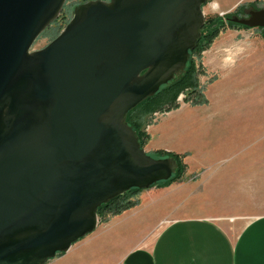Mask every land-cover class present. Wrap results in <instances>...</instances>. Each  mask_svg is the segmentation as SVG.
Here are the masks:
<instances>
[{
  "label": "water",
  "instance_id": "water-1",
  "mask_svg": "<svg viewBox=\"0 0 264 264\" xmlns=\"http://www.w3.org/2000/svg\"><path fill=\"white\" fill-rule=\"evenodd\" d=\"M66 1L0 0V264H44L175 171L125 117L184 69L209 0H88L34 49ZM229 19L264 37V7Z\"/></svg>",
  "mask_w": 264,
  "mask_h": 264
},
{
  "label": "crops",
  "instance_id": "crops-1",
  "mask_svg": "<svg viewBox=\"0 0 264 264\" xmlns=\"http://www.w3.org/2000/svg\"><path fill=\"white\" fill-rule=\"evenodd\" d=\"M216 2L226 11L242 0ZM217 63L212 70L218 76L205 83L206 104L182 103L147 127L145 151L185 154L187 178L142 189L135 206L98 222L44 264H264V214L236 234L217 220V213L239 210L222 197L236 194L230 190L246 180L254 157L264 151L262 141L252 152L251 133L237 129L255 111L244 99L255 87L262 94L264 61L249 56L232 65ZM192 174L198 177L189 181ZM193 184L202 191L187 192Z\"/></svg>",
  "mask_w": 264,
  "mask_h": 264
},
{
  "label": "rangeland",
  "instance_id": "rangeland-1",
  "mask_svg": "<svg viewBox=\"0 0 264 264\" xmlns=\"http://www.w3.org/2000/svg\"><path fill=\"white\" fill-rule=\"evenodd\" d=\"M82 0H70L72 3H78ZM217 0H209L203 6V12L205 18L214 14H224L228 12L235 11L236 7L240 4H237L234 7H231L228 10H224L221 7H218L216 4ZM253 2L256 0H242L244 2ZM260 1L261 5H264V0ZM216 4V8H212L213 4ZM70 4V5H71ZM248 11H246L247 13ZM72 12H70L69 17ZM236 16L233 14L231 17ZM238 17V16H237ZM242 17V16H240ZM244 17V16H243ZM61 23V21H60ZM48 29V28H47ZM46 29V30H47ZM45 30V31H46ZM50 41V36L48 34H42L34 43L33 48L39 49L45 46ZM212 49H218V52L210 51ZM218 54L217 56H215ZM249 56L253 60L264 61V37L261 33V30L258 28H241V29H226L223 32H220L219 35L213 40L212 44L208 49L202 52L201 54V65L204 69L205 74L199 77V82L205 84L211 78H216L219 74V71H213L212 68L218 64L219 60L224 61L227 65H232L237 61L242 59H248ZM208 80L206 81V78ZM264 82V80H263ZM256 80L253 82V86H256ZM257 88L253 89V92L250 96H247L244 99L247 105L246 108H252L253 110H263L262 115L257 114L255 111L252 115V118L247 119L246 123L239 125L238 130L245 131L248 135H252V152L255 151L259 142H264V84L262 94L257 93ZM261 100V101H260ZM160 114L156 118L160 117ZM154 121V118H153ZM151 125V124H150ZM148 127V126H147ZM147 131V128H146ZM263 139V140H262ZM149 155H153V152H147ZM255 153V152H254ZM260 154V153H259ZM248 169V165H247ZM245 175V174H244ZM243 175V176H244ZM198 177V174H192L189 177V181L195 180ZM251 177V178H250ZM185 174V179H186ZM184 179V180H185ZM183 181V180H181ZM236 187L230 190L235 191L234 195H227L222 197L228 207H238L239 210L228 211L217 213L219 217L217 218L218 222L230 233L236 234L239 230L252 218L264 214V151L262 155L254 157V163L252 165L251 173H246V180L236 181ZM187 192H201L202 189H198L195 184L186 188ZM201 214H210L214 213H201Z\"/></svg>",
  "mask_w": 264,
  "mask_h": 264
},
{
  "label": "trees",
  "instance_id": "trees-1",
  "mask_svg": "<svg viewBox=\"0 0 264 264\" xmlns=\"http://www.w3.org/2000/svg\"><path fill=\"white\" fill-rule=\"evenodd\" d=\"M67 0L63 5L61 14L55 19L54 22L42 34H48L50 40L53 39L65 24L70 19L69 15L72 12L73 6ZM87 1L88 0H82ZM75 6V5H74ZM264 5L260 1L240 3L233 13L228 12L224 14H214L206 17L204 27L200 29V35L196 41L195 48L189 51L188 60L182 71L174 74L171 81L160 86V88L152 96L147 97L137 106L129 110L126 114L125 120L128 125L134 130L137 137L138 144L141 148L144 147L149 139V134L146 131L147 126L153 124V114L155 112L165 113L175 108H178L182 103H189L192 105L206 104L207 99L204 96L205 84L199 82V77L205 74L201 65V54L208 49L213 40L219 35L220 32L226 29H241L248 28L241 24L232 22L229 17L235 14L240 17L251 9H260ZM61 21V23H60ZM261 30L260 28H258ZM41 34V35H42ZM213 78H211L212 80ZM209 80V81H211ZM179 95H182L179 100ZM155 158L170 157L175 163V171L171 176L162 181H158L151 186H165L172 182H177L185 179L186 164L184 163L185 154H179L164 150H157L151 155ZM150 186V187H151ZM142 189L131 188L125 193L117 195L105 203H102L97 208V216L99 222L107 221L111 216L121 213L122 211L135 206L138 203L137 194ZM60 254V253H59Z\"/></svg>",
  "mask_w": 264,
  "mask_h": 264
},
{
  "label": "built area",
  "instance_id": "built-area-1",
  "mask_svg": "<svg viewBox=\"0 0 264 264\" xmlns=\"http://www.w3.org/2000/svg\"><path fill=\"white\" fill-rule=\"evenodd\" d=\"M208 80V77L206 78V81ZM211 80V79H210ZM181 98H182V95H179V100H181ZM160 112H155L154 114H153V118H154V121H156L158 118H156V116H158V114H159ZM162 114H164V113H161L160 114V116L162 115Z\"/></svg>",
  "mask_w": 264,
  "mask_h": 264
},
{
  "label": "flooded vegetation",
  "instance_id": "flooded-vegetation-1",
  "mask_svg": "<svg viewBox=\"0 0 264 264\" xmlns=\"http://www.w3.org/2000/svg\"><path fill=\"white\" fill-rule=\"evenodd\" d=\"M81 2H84V1H79L78 3H81ZM78 3H72V4H71V2L69 1V4H71V6H74V5L78 4ZM247 13H248V12H247ZM247 13L243 14V16H246ZM243 16H242V17H243Z\"/></svg>",
  "mask_w": 264,
  "mask_h": 264
},
{
  "label": "bare ground",
  "instance_id": "bare-ground-1",
  "mask_svg": "<svg viewBox=\"0 0 264 264\" xmlns=\"http://www.w3.org/2000/svg\"><path fill=\"white\" fill-rule=\"evenodd\" d=\"M217 7V5L214 3L213 5H212V8H216Z\"/></svg>",
  "mask_w": 264,
  "mask_h": 264
}]
</instances>
